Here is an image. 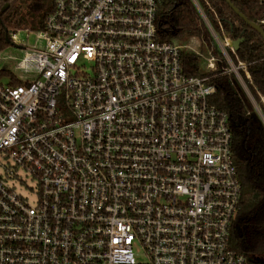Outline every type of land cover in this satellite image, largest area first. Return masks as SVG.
Wrapping results in <instances>:
<instances>
[{
  "label": "built area",
  "instance_id": "2783aa9c",
  "mask_svg": "<svg viewBox=\"0 0 264 264\" xmlns=\"http://www.w3.org/2000/svg\"><path fill=\"white\" fill-rule=\"evenodd\" d=\"M156 11L54 0L43 29L11 34L25 54L0 83V264H264L229 244L242 185L228 116Z\"/></svg>",
  "mask_w": 264,
  "mask_h": 264
},
{
  "label": "trees",
  "instance_id": "16d2710c",
  "mask_svg": "<svg viewBox=\"0 0 264 264\" xmlns=\"http://www.w3.org/2000/svg\"><path fill=\"white\" fill-rule=\"evenodd\" d=\"M156 0V24L161 40L186 45L197 38L200 50L181 49L183 72L206 77L216 91L211 101L228 116L232 153L242 185V195L229 230L230 247L264 263V121L242 82L215 42L214 31L224 40L243 38L237 50L226 45L251 96L264 117V38L241 18L225 0ZM249 21L264 30V0H231ZM54 7V0H0V52L12 44L17 30H40ZM209 24V25H208ZM202 53V54H201ZM212 53L216 68L206 69L203 55ZM246 65V71L240 64ZM12 71L0 67V83ZM15 85L19 80L13 81Z\"/></svg>",
  "mask_w": 264,
  "mask_h": 264
},
{
  "label": "rangeland",
  "instance_id": "374dc122",
  "mask_svg": "<svg viewBox=\"0 0 264 264\" xmlns=\"http://www.w3.org/2000/svg\"><path fill=\"white\" fill-rule=\"evenodd\" d=\"M212 32L215 36V37L214 36L213 37H214L217 45H218V42L216 39H218V41H220L222 43V45L225 46L226 40L225 41L221 40L214 31H212ZM17 36H18V40L20 42L23 41L26 46H33L36 43V33L34 31L30 32L29 37H27V32H24V31L17 32ZM185 44H186V48H188V49H192V50H195L197 52L200 50V42L197 38H190L186 41ZM218 47H219V45H218ZM24 54H25L24 51H21L19 48H17L13 44H11L6 49H4L3 51L0 52V67L1 68H7V69H13L15 66V61H14L13 57H16L17 59H21L24 56ZM206 69L208 70L207 66H206ZM254 102H255V100H254ZM257 107H258V105H257Z\"/></svg>",
  "mask_w": 264,
  "mask_h": 264
},
{
  "label": "water",
  "instance_id": "95a60500",
  "mask_svg": "<svg viewBox=\"0 0 264 264\" xmlns=\"http://www.w3.org/2000/svg\"><path fill=\"white\" fill-rule=\"evenodd\" d=\"M195 5L201 10L200 6H199V3L197 0H192ZM226 2H228L230 4V6L233 8V10L241 17L243 18L251 27H253L254 29H256L260 34L261 36L264 38V30L263 28L261 27V25L257 24V23H254L252 21H249L248 18L238 10V8L231 2V0H225ZM202 12V10H201ZM209 25V24H208ZM213 33V32H212ZM214 35V34H213ZM215 37V36H214ZM229 40V43H230V46L234 49V50H237L240 46V43L243 41V38L241 39H237V40H231L230 38H228ZM256 103V102H255ZM255 107H256V110L259 112V114L261 115L263 121H264V117L262 115V112L261 110L257 107V104H254Z\"/></svg>",
  "mask_w": 264,
  "mask_h": 264
}]
</instances>
